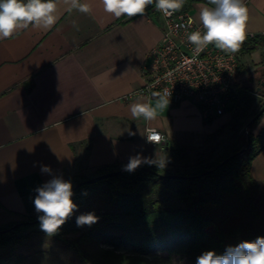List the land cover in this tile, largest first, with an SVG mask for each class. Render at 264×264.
I'll return each instance as SVG.
<instances>
[{
  "label": "crops",
  "instance_id": "1",
  "mask_svg": "<svg viewBox=\"0 0 264 264\" xmlns=\"http://www.w3.org/2000/svg\"><path fill=\"white\" fill-rule=\"evenodd\" d=\"M81 2L91 6L90 14L69 13L66 0H56L58 20L51 29L30 25L0 40V227L38 214L36 189L53 177L68 181L136 155L167 162L173 147L192 159L230 125V112L207 121L187 100L169 102L151 122L133 119V103L155 105L158 98L125 99L143 83L149 51L162 36L161 19L148 6L143 16L120 23L126 16L105 13L102 0ZM244 3L246 36H264V0ZM204 6L207 0L187 8L199 21ZM148 128L165 140L147 142ZM263 128L264 115L250 130L257 135ZM251 174L264 183V150Z\"/></svg>",
  "mask_w": 264,
  "mask_h": 264
},
{
  "label": "trees",
  "instance_id": "2",
  "mask_svg": "<svg viewBox=\"0 0 264 264\" xmlns=\"http://www.w3.org/2000/svg\"><path fill=\"white\" fill-rule=\"evenodd\" d=\"M194 1L200 0H185V7ZM133 18L126 16L119 22ZM262 45L264 36H246L237 51L238 72L241 57L251 55ZM237 77L238 74L235 87L239 84ZM261 83L258 82L256 93L264 92ZM248 93V88L239 87L230 93L227 112L232 114L231 121L235 124L232 130L242 128L241 103H244L243 113L248 115L251 104ZM263 107L264 103L252 119ZM212 119V116L206 118ZM249 138L247 146L245 137L247 149L243 154L237 155L242 149L228 147L216 161L197 160L189 171L170 170L173 162L190 160L182 149L173 147L170 159L162 168L141 164L128 172L124 170L128 163H115L96 169L92 178L123 170L120 174L77 188L87 178L71 177L68 180L73 190L71 199L77 209L52 239L69 254V264H170L174 258L196 264V258L205 251L220 255L229 246L264 237V184L251 174L252 162L264 150V128L257 135L249 131ZM232 155L235 156L224 162ZM96 194L103 195L104 204L92 207L90 202ZM90 212L98 221L78 227L77 217ZM39 215L42 213L0 227V247L14 249L25 242L30 234L22 232ZM12 255L9 253L7 258ZM23 258L18 257L13 264H19Z\"/></svg>",
  "mask_w": 264,
  "mask_h": 264
},
{
  "label": "clouds",
  "instance_id": "3",
  "mask_svg": "<svg viewBox=\"0 0 264 264\" xmlns=\"http://www.w3.org/2000/svg\"><path fill=\"white\" fill-rule=\"evenodd\" d=\"M69 13L77 11L81 14H90L92 11L88 3L81 0H66ZM185 0H102L105 13L115 18L137 15L143 16L149 5H155L157 11L170 17L179 12ZM56 0H0V40L12 38L19 30L32 27L51 29L58 20L56 15ZM198 20L203 31H192L187 35L188 42L194 46L195 52H202L207 46L214 45L225 53H236L246 38V28L249 21V9L244 0H207V6L201 7ZM193 23L189 18L188 25ZM73 27L79 30L73 22ZM157 96L155 105L150 102L138 101L130 106L133 119L143 118L146 122L155 120L158 110L168 106V93ZM129 135H135L129 132ZM146 138L149 143H158L162 137L154 128L146 129ZM166 158H143L140 155L130 157L125 171L133 172L141 164H156L164 167ZM43 172L51 169L43 166ZM34 206L39 215V226L47 235L52 236L77 209L73 202L72 184L62 177H53L50 181L36 189ZM94 213L81 214L77 217V226L88 225L98 221ZM196 264H264V237L255 240H245L236 246H229L223 254L214 251H205L196 258Z\"/></svg>",
  "mask_w": 264,
  "mask_h": 264
},
{
  "label": "built area",
  "instance_id": "4",
  "mask_svg": "<svg viewBox=\"0 0 264 264\" xmlns=\"http://www.w3.org/2000/svg\"><path fill=\"white\" fill-rule=\"evenodd\" d=\"M153 6V11L161 19L162 36L149 51L142 85L125 99H153L157 97L154 94L168 93L169 102L190 101L200 108L206 118L224 115L229 108L230 93L235 91V77L240 64L238 52L225 53L209 45L197 54L187 35L203 29L185 5L170 17ZM189 18L193 21L190 26ZM159 133L162 139L154 144L165 140L164 135Z\"/></svg>",
  "mask_w": 264,
  "mask_h": 264
},
{
  "label": "rangeland",
  "instance_id": "5",
  "mask_svg": "<svg viewBox=\"0 0 264 264\" xmlns=\"http://www.w3.org/2000/svg\"><path fill=\"white\" fill-rule=\"evenodd\" d=\"M259 48L262 49V51ZM259 48L257 49L259 50L258 53H254L253 56L241 57V68L238 72L237 83H239V88H248V94L251 100L250 108H248V115L243 113L244 103H241L240 106L242 116L240 123L242 128L240 130H230V128L235 125L230 121L229 127L227 126L221 131L222 135H217L211 144L202 152L195 154L193 158L186 163L180 161L173 162L172 166L169 167L170 170L189 171L196 164L197 160L214 162L226 152L228 147L235 149H243L246 147L244 129L252 120V115L264 103V92L259 90V92L256 93V89L259 87L258 82H264V46L262 45ZM238 87H235V89H238ZM230 117L232 119V114ZM250 129L251 128H249V131H251ZM166 164L167 162L165 165ZM77 175L79 176V180H82L84 177L91 179L94 176V172L87 173L86 175ZM103 199L104 197L102 194L94 195L91 199L90 206L95 207L103 205ZM22 234H30V237L14 249L0 247V264H13L20 256L24 258L19 264H69V254L52 239V236L47 235L40 229L39 223L30 225ZM9 253L13 255L7 258ZM170 264L186 263L179 261L178 258H174Z\"/></svg>",
  "mask_w": 264,
  "mask_h": 264
},
{
  "label": "water",
  "instance_id": "6",
  "mask_svg": "<svg viewBox=\"0 0 264 264\" xmlns=\"http://www.w3.org/2000/svg\"><path fill=\"white\" fill-rule=\"evenodd\" d=\"M262 87H264V82L261 83ZM260 89V88H259ZM264 113V107L258 112V114L250 121V123L245 127L244 129V133L246 135V138H247V146L249 145L250 143V138H249V128H251V125L253 124V122L258 119L262 114ZM247 146L245 148H243L240 152L237 153V155L239 154H243L246 149H247ZM233 156L235 155H232L231 157H229L228 159H226L224 162H226L227 160L231 159ZM123 170H120V171H117V172H113V173H108V174H104V175H101V176H97V177H94V178H91V179H87L81 183H79V185H77L75 188H77L78 186H80L81 184H84V183H93L97 180H101V179H105V178H109V177H112V176H116L118 174H120ZM170 177H175L177 178L178 176L176 175H171ZM73 191V190H72ZM36 223H39V219L37 221L34 222V224Z\"/></svg>",
  "mask_w": 264,
  "mask_h": 264
}]
</instances>
